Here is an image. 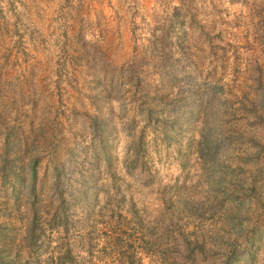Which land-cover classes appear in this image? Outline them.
<instances>
[{"label": "rangeland", "instance_id": "1", "mask_svg": "<svg viewBox=\"0 0 264 264\" xmlns=\"http://www.w3.org/2000/svg\"><path fill=\"white\" fill-rule=\"evenodd\" d=\"M262 92L264 0H0V264H264Z\"/></svg>", "mask_w": 264, "mask_h": 264}, {"label": "trees", "instance_id": "2", "mask_svg": "<svg viewBox=\"0 0 264 264\" xmlns=\"http://www.w3.org/2000/svg\"><path fill=\"white\" fill-rule=\"evenodd\" d=\"M259 102L262 103V104L264 105V92H262V93L260 94V100H259ZM207 136H208V135H207ZM206 141L208 142V137H207ZM203 156L206 157V156H209V155H207V154H203Z\"/></svg>", "mask_w": 264, "mask_h": 264}]
</instances>
